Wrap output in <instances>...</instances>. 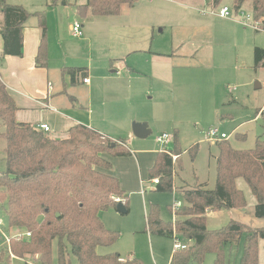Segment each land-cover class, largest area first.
I'll return each mask as SVG.
<instances>
[{"label":"rangeland","instance_id":"obj_1","mask_svg":"<svg viewBox=\"0 0 264 264\" xmlns=\"http://www.w3.org/2000/svg\"><path fill=\"white\" fill-rule=\"evenodd\" d=\"M68 1L71 5L54 6L58 8L57 13L63 15V20L73 11L72 4L85 2ZM209 1L198 4L193 0H138L137 4L123 5L119 13L112 16L76 17L88 28V38L94 40V49L90 55L81 46L78 50L74 41L66 42L72 54L69 56L84 60V66L87 65L97 76L107 75L111 70L109 58L113 63L124 60L128 67L143 75L135 80V86L131 88L135 91L133 95L131 92L125 93L124 89L114 91L117 99L113 101L108 100L110 93L106 89L105 80L97 79L100 85L93 87L90 102L87 101L89 92L86 86L73 85L65 78L67 90H71L74 96L85 101L84 106L92 111L96 122L94 126H98L113 139H124L137 157H116L111 162L112 174L119 179L128 195L129 211L121 215L112 212L115 209L110 208L107 218L108 210L99 213L105 227L119 233L117 241L109 246L110 248H98L99 254L108 249L110 252L119 253L120 256H128L131 253L144 264H168L173 251V240L143 232L145 227L147 229L145 217L147 218L150 205H158L162 220L172 221L174 216L170 208L173 199L176 197L180 204L183 203L179 194L180 188L200 185L210 189L215 186V158L218 149L215 144L207 141L210 128H217L219 132L228 134V141L235 149L252 148L257 136L264 139V121L259 114L255 118L257 111L261 107L264 108V60L260 66L255 67L252 53L253 46H264V31L256 32L238 22L241 12L252 14L250 2L235 10L234 0H221L216 9L226 5L234 18L224 19L207 14L212 10ZM40 3L42 1L35 4ZM44 6V3L40 5L41 8ZM41 11L47 13L45 9ZM210 23L218 26L212 34L208 32ZM61 36L64 39L71 38L65 26L61 29ZM149 44L152 46L149 50L151 52L162 50L161 52L166 54L177 53L186 56L183 62L189 65L200 64L190 58L192 54L197 53L196 55H201L200 60L204 65L181 71L173 68L174 77L170 81L165 79L161 83L151 82V77L146 75L145 71L147 63L144 62ZM179 46L182 49L179 50ZM134 49L143 50L131 52ZM175 59L176 57L171 60L166 58L165 62L169 63L168 71ZM68 62L75 65L73 62L76 61ZM256 82H260L262 87L256 88ZM138 124H146L152 133L145 138L136 137L133 134L134 129L130 130ZM164 127L170 136H173L175 129L179 130L178 146L182 153L180 164L176 162L173 169V172H176L174 183L178 191L174 197L172 192L168 191H151L145 194L143 192L142 195L138 192L141 188L139 181L147 178L155 158L151 149H158L155 138ZM239 135L245 137L240 138ZM4 142L0 137V172L4 171L5 167ZM172 143L171 141V145ZM175 159L173 157V160ZM144 183L145 188L146 185H151L148 181ZM236 187L243 192L245 206L207 214L208 229L221 228L230 220H237L250 227L264 226V217L255 216V198L242 178L236 180ZM0 219L1 231L9 237V231L15 228L5 230V201L0 204ZM1 235L0 232V247L4 240ZM243 242L244 235L238 242L224 246L225 264H240ZM263 244L260 239L258 264H264ZM55 258L54 251L52 264H55ZM215 258L214 253H207L202 263L191 261L189 264H215ZM26 260L6 253L0 264H24ZM28 261L34 264L31 258H28Z\"/></svg>","mask_w":264,"mask_h":264},{"label":"trees","instance_id":"obj_2","mask_svg":"<svg viewBox=\"0 0 264 264\" xmlns=\"http://www.w3.org/2000/svg\"><path fill=\"white\" fill-rule=\"evenodd\" d=\"M221 0H212L217 7ZM138 0H86L77 7L80 15L112 16L123 5ZM250 2L253 19L264 28V0H234L235 10ZM68 5L67 0H51L50 5ZM3 24L2 55H22V25L30 16L21 5L0 0ZM41 27V39L35 57L38 67L47 65L45 13H33ZM255 67L264 60V49L253 51ZM86 68L65 67L62 74L74 80L85 75ZM17 106L0 79V137L4 139V171L0 172V204L6 202L7 227L29 232L28 237L5 238L0 247V261L6 253L27 259L24 264H144L141 259H124L116 252L99 254L98 248L112 246L119 233L107 229L99 213L116 209L124 191L119 179L110 174L111 158L131 155L122 138L116 140L94 129L74 124L64 137H52L28 123L17 122ZM264 121V109L256 116ZM238 137L244 138V135ZM172 154L181 153L177 135H173ZM218 149L215 186L196 185L180 188L183 203L173 213L172 221L160 218L158 205H150L147 215L148 233L173 238L186 245L173 252L169 264L202 263L207 253L215 254V264H225L223 248L238 242L244 235L240 264H258V243H264V226L250 227L230 220L218 229L206 227L207 211L229 210L245 206L243 192L236 187L242 178L256 204V217H264V139L257 136L250 149H235L228 139L215 143ZM178 163L177 159L175 163ZM172 155L157 152L147 179H158L157 192H172ZM178 191V189H177ZM125 199V198H124ZM127 209L125 202H122ZM8 232V231H6ZM2 234V233H1ZM3 236V235H1ZM10 236V235H9ZM264 246V244H263ZM39 256V257H38Z\"/></svg>","mask_w":264,"mask_h":264},{"label":"crops","instance_id":"obj_3","mask_svg":"<svg viewBox=\"0 0 264 264\" xmlns=\"http://www.w3.org/2000/svg\"><path fill=\"white\" fill-rule=\"evenodd\" d=\"M37 1H42V3H44L45 5L44 8L40 7L42 3L35 4L37 3ZM204 1H208V0H193V2L198 4H201V2ZM6 2L8 4L21 5L29 13H31L30 16L27 18V20L22 25V55L21 56L2 55L3 39L0 33V79L4 83L7 91L12 96L17 106V110L15 112L16 121L34 125L38 129L40 124H46L49 127L47 133H50L52 137H64L66 135V131L68 130V128L73 126L74 124L86 125L94 129L98 133L108 136V134L102 132L98 126H94L96 125V122H94L92 111L84 106L83 103H85V101H82L78 99V97L74 96L71 90L70 91L67 90L65 78L69 81V83L73 85L79 84L87 87V90L89 92L87 98L88 102H90L91 100L90 93L92 92L93 87H98L100 85V83L97 82V79L98 80L103 79L105 80L106 89L110 93V98L108 100L113 101L117 99V97L114 94L115 93L114 91H118V90L120 91L121 89H124L125 93L128 94L129 92H131V94L133 95L135 91L131 90V88L135 86L134 85L135 80L140 79L143 76L142 73L139 72L138 70L128 67L127 63L124 60L113 63L112 59L109 58V68L111 70L106 73L107 75L97 76V74L91 71V69H89L87 65L84 66L85 64L84 60L78 57L69 56L72 54H70L71 52L67 48L66 42L71 43L72 41H74L75 42L74 46L77 49L79 48V46H81L83 50L88 51L90 55H92V49H94V42H93L94 40L92 39L89 40L88 38L89 37L88 28L85 27V25H83L80 21L76 19L77 16L86 17V18L88 17V15L92 16L91 14H89V11H86L84 15H80L78 12L77 7L79 5L85 4L86 0L84 3L72 4L73 11H71V13L66 16L65 20L62 19L63 15L57 13L58 8L54 7L56 5L54 6L50 5L51 0L49 1L6 0ZM211 2L212 0L209 1V5L211 6V8L216 9V7H213ZM68 5H71V3ZM68 5H62V6H68ZM42 9H45L47 11V13L45 14L47 65L45 67H38L35 64V57L37 55L42 32L38 18L33 13L41 12ZM60 10L61 12L63 11L62 9ZM43 12L45 13V11ZM207 14H210L211 16L215 15L214 17L218 16L216 14H212L211 11L208 12ZM99 17H103V16H99ZM210 19H215V18H210ZM74 22H78L81 26L80 29L81 35L78 37L74 36L71 30V26L73 25ZM2 24H3V13L2 11H0V29L2 27ZM63 26H65L67 33H70L71 36L70 39L68 38L64 39L61 36V29ZM217 27L210 23L208 32L212 34L217 29ZM85 34H86V38H85ZM148 47L149 49L147 51V55H146L147 57L144 59V62L147 63V70L145 71L147 73L146 75L151 77V82L157 81L161 83L165 79H168L170 81L174 77L173 68H176L179 71H181L183 69L192 66L197 67L199 65H204L203 61L200 60L202 59L201 55L198 56L196 55L197 53L192 54L190 58L195 59V62L200 64L189 65L183 62V59H185L186 56L177 53L166 54L164 52H161L162 50H157V51L155 50L151 52L149 51L150 49H152L151 44H149ZM255 47L264 49V46H253L252 53ZM178 49L180 50L182 49V47L179 46ZM136 50H143V49H134L131 50V52ZM173 57H176L175 62L174 61L172 62V64L170 65L171 69L170 71H168L167 66L169 63L165 62L166 58L167 59L169 58V60H171ZM177 58H179V60ZM68 61H76V62H73L75 63V65H73V64H68L69 63ZM90 62H92V59H90ZM65 67L86 68L85 75L76 74L74 80L71 81L69 75L62 74L61 72L62 69ZM84 78H88V82H83ZM256 83L260 84V82H256ZM261 87L262 85L260 84V87L257 88H261ZM263 109L264 108L262 107L260 108V110ZM256 117L257 116H255V118ZM132 129L133 126L130 131H132ZM164 129H166V127H164L163 130L160 131L159 133L160 134L167 133L166 130ZM178 131L179 130L175 129L173 135L174 134L177 135L178 145H179L180 139H179ZM171 139L166 144V146L163 147L159 146L158 149H151V153L156 154L157 152H167L170 155H172V161L174 165L176 159L178 161V164H180L179 158L182 152L179 155L171 153V149L174 148V144L172 143L171 145V141L173 142V136H171ZM128 149L131 152V156L137 158L135 156V153L129 147ZM173 156L176 158V159L174 158L175 160H173ZM113 159L114 158H111V162ZM111 170L108 171L110 174H112ZM174 177H176L175 171L173 172V180ZM143 180L144 179H140L139 181L141 187L140 190L138 191L139 193L142 194L144 192L145 194L151 191H156L155 190L156 183H153L152 179L146 178L144 181ZM146 181H148L151 184V185H146L147 188L144 187L145 185L144 182ZM174 186L176 187L175 183ZM121 188L124 191V196L120 198V202H125V204L127 205L128 195L126 194V191L123 189L122 186ZM176 193H177V187L172 191L173 197L176 195ZM175 200L176 197L173 199V202ZM109 210L111 209H108V214L106 218L109 216ZM128 211L129 208L127 206V212L125 214H127ZM170 211L172 213V208H170ZM112 212H117V210L115 209V211ZM207 212H208L207 214H211L212 211H207ZM125 214H121V215H125ZM145 219L147 220L146 217ZM16 232H21V231L11 229V231L7 233L9 235H13ZM143 232L146 234L148 233L146 227L144 228ZM173 252L175 251H171L168 264L170 262ZM101 253L103 254L110 253V251H108V249H104L101 251ZM120 257L122 259H130L133 256L130 253L128 254V256L126 255Z\"/></svg>","mask_w":264,"mask_h":264},{"label":"built area","instance_id":"obj_4","mask_svg":"<svg viewBox=\"0 0 264 264\" xmlns=\"http://www.w3.org/2000/svg\"><path fill=\"white\" fill-rule=\"evenodd\" d=\"M212 14H216L219 17L222 18H231L230 15V9L228 6L224 5L219 7L218 9H212L211 10ZM238 22L244 26H248L255 31H264V28L259 24L258 21L253 19L252 14H244L241 12V16L238 18ZM81 26L78 22H74L73 25L71 26V30L74 36L78 37L81 35ZM83 82H88V78H84ZM39 129L44 130L47 132L49 130V127L46 124H40ZM229 135L224 133V132H219L217 128H210L208 130V136H207V141L211 144H215L218 141L228 139ZM171 139V136L168 135L167 133H161L156 135V143L160 146H166V144L169 142ZM165 150V149H164ZM174 157V156H173ZM175 158V157H174ZM153 183H157L158 179H152ZM116 202H120V198H115ZM180 207V203H178L176 200L172 203V213H174L178 208ZM1 226H2V220L0 219V232L2 233L3 237L5 238L6 242H8L9 237L7 236L3 231H1ZM30 235L29 232H16L12 235V237L19 239L21 237H28ZM174 237L172 238L173 240V251H178L186 248V245L179 241V239L175 236V232H173ZM124 260V259H122Z\"/></svg>","mask_w":264,"mask_h":264},{"label":"water","instance_id":"obj_5","mask_svg":"<svg viewBox=\"0 0 264 264\" xmlns=\"http://www.w3.org/2000/svg\"><path fill=\"white\" fill-rule=\"evenodd\" d=\"M134 4H137V2H135ZM255 87H260V84L255 83ZM133 129V134L138 138H145L151 134V130L147 128L146 124H138L134 126ZM116 210L121 214H125L127 212V209L125 208L122 202L117 203Z\"/></svg>","mask_w":264,"mask_h":264}]
</instances>
